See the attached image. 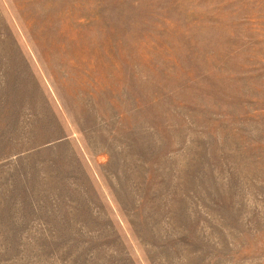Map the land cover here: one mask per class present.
Wrapping results in <instances>:
<instances>
[{"label":"rangeland","instance_id":"374dc122","mask_svg":"<svg viewBox=\"0 0 264 264\" xmlns=\"http://www.w3.org/2000/svg\"><path fill=\"white\" fill-rule=\"evenodd\" d=\"M0 264H264V0H0Z\"/></svg>","mask_w":264,"mask_h":264}]
</instances>
